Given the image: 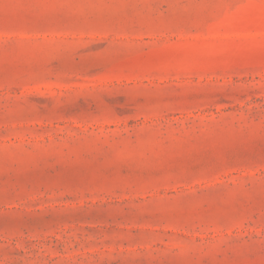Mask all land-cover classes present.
<instances>
[{"label": "rangeland", "instance_id": "1", "mask_svg": "<svg viewBox=\"0 0 264 264\" xmlns=\"http://www.w3.org/2000/svg\"><path fill=\"white\" fill-rule=\"evenodd\" d=\"M0 264H264V0H0Z\"/></svg>", "mask_w": 264, "mask_h": 264}]
</instances>
